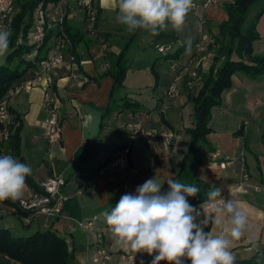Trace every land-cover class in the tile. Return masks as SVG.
I'll return each instance as SVG.
<instances>
[{
	"label": "crops",
	"instance_id": "crops-1",
	"mask_svg": "<svg viewBox=\"0 0 264 264\" xmlns=\"http://www.w3.org/2000/svg\"><path fill=\"white\" fill-rule=\"evenodd\" d=\"M74 1L61 0L56 7L64 10L68 23L79 27L84 34L83 41L75 50L79 56V73L74 74L67 65L55 69L47 98L40 86H30L32 74H27L20 84L23 90L6 102L12 111V119L18 117L15 125L19 126V153L23 163L31 166L30 178L38 186V191L39 183L49 177L65 179L66 183L60 190L62 212L57 217L35 213L28 222L21 221L15 207L3 200L0 201V229H7L12 236L52 229L65 238L75 264H151L156 253L150 256L143 251H125L115 246L104 213L115 207L123 194H135L137 186L155 176L158 182H164L161 192L169 191L166 181L176 176L189 149L190 137L185 130L194 126L193 105L188 99V92L193 88L186 87L187 72L195 66L202 75L207 73L213 64L212 40L204 42L201 51L195 49L197 43L192 44L190 50L178 57L183 61L180 68L183 95L179 93L176 95L180 97L174 95L156 102L152 92V101L148 104L141 101L135 91L119 89L113 93L114 80L106 74L109 70L106 55L119 54L123 40L128 36L116 20L118 9L115 0H96L100 15L97 26L92 29L85 23L84 12L81 17L75 15ZM232 1L218 0L214 7L201 8L209 35L217 32L212 24L227 21L224 5ZM51 6L49 3L46 8ZM261 7H264V1L252 13L253 18ZM53 12L48 10L49 18ZM250 22L245 20L242 30L245 31ZM48 24L49 32L53 26L50 21ZM255 30L259 37L252 42V54L264 57V13ZM53 32H49V40ZM152 42L150 45L154 48ZM171 47L173 52L177 50L174 44ZM45 51L41 49L40 53L44 55ZM233 57L239 60L236 55ZM187 80L193 79L189 77ZM198 88L194 87L197 91ZM45 98L60 112L62 138L53 146L47 144L44 120L48 109L43 104ZM125 100L133 103L134 108L122 106ZM220 102V106L211 108V132L205 136L204 142L196 144L188 166L202 185L221 189L222 197L236 201L248 216L252 231L233 242L235 264H261L259 262L264 260V188H261L264 185V153L248 143V127L257 111L264 114V77L252 81L242 73L232 75L231 84L222 91ZM124 112L131 115L133 128L170 130L174 132V138L167 144L158 137L149 142L139 138L130 147L126 167L107 173L102 170L106 151L123 146L129 136L127 129H122L125 122L119 119ZM231 112L233 115L226 116ZM224 117H232L229 123L232 126L241 120V126L236 130L215 128L213 120L224 121ZM259 119H264V116ZM260 139L264 141V134ZM32 191L26 183L21 197L28 199ZM200 205L194 206L201 212L197 222L204 218ZM204 211L214 215L206 205ZM88 222H93L90 229L80 226ZM227 227V222L222 226L211 224L210 231H222ZM253 237L255 247L250 242ZM99 251H103L108 259H103ZM185 264H190V261Z\"/></svg>",
	"mask_w": 264,
	"mask_h": 264
},
{
	"label": "trees",
	"instance_id": "trees-1",
	"mask_svg": "<svg viewBox=\"0 0 264 264\" xmlns=\"http://www.w3.org/2000/svg\"><path fill=\"white\" fill-rule=\"evenodd\" d=\"M61 0H14L11 13L6 22L7 29L11 30L9 49L4 56L3 63L0 64V103L9 100L7 93L11 87L18 86L22 83L25 75L32 74L37 70V63L44 58L50 46H46L45 42L49 40L50 31L54 30L53 36L57 35V29L53 28L48 32L46 30L45 40L39 43L33 39V19L37 9L48 12L54 9ZM264 0H233L231 4L224 5L227 21L219 24H212L217 32L212 36V45L214 49L213 64L209 67L206 74L201 75L199 80V90L194 97H189L190 103L193 104L194 126L186 129L185 132L190 137L189 149L184 155L185 160L180 169L176 173L174 179L182 183L195 184L200 191L195 196L187 197L188 202L194 207L203 204L207 200V192L212 189L202 185L199 179L191 173L188 166L189 157L193 155L196 144L205 141V136L211 132L209 124L211 108L220 106V96L222 91L229 88L231 77L236 73H242L249 80L257 81L264 77V57L252 54V42L258 39L255 30L256 23L264 13V7L255 14L256 16L248 24V27L242 30V26L246 20L248 8ZM52 6L47 9L48 4ZM93 8H95V17L91 25L85 14V23L89 27L95 28L98 24L100 8L93 0ZM85 13V12H84ZM62 31L69 39V44L64 48V64L67 65L73 73L78 74L79 56L76 53L78 44L83 41L84 34L78 27L68 23L66 15L62 20ZM122 29L129 35V38L123 40L121 51L114 55L108 53L106 61L109 64V74L114 85L112 92L122 87L123 77L125 73V65L123 57L130 45L135 41L138 32H148L147 30L137 29L129 32L126 26L122 25ZM149 33V32H148ZM51 39H53L51 37ZM34 40V43L32 42ZM176 35L169 26L168 30L161 31L153 38L152 46H165L169 49L161 54V58L177 59L187 47H178L176 51H172L171 45L175 44ZM45 48V54H41L40 50ZM35 53V54H34ZM34 54L31 58L30 56ZM236 55L239 60H233L232 56ZM219 63L218 67L216 64ZM125 108H134L133 103L123 102ZM9 109V108H8ZM12 112V111H11ZM18 117L12 119L9 140L0 144V155L11 154L20 162L23 159L19 153L20 139ZM26 183H29L35 192L38 186L32 183L30 176L26 177ZM163 193V192H161ZM6 203L9 201L4 200ZM18 217L22 220L28 218L29 213L15 209ZM111 209L108 210L110 212ZM211 223L206 227V231H210ZM0 264H75L73 254L68 250L65 238L60 236L52 229H44V231H36L30 235L12 236L5 229H0Z\"/></svg>",
	"mask_w": 264,
	"mask_h": 264
},
{
	"label": "clouds",
	"instance_id": "clouds-1",
	"mask_svg": "<svg viewBox=\"0 0 264 264\" xmlns=\"http://www.w3.org/2000/svg\"><path fill=\"white\" fill-rule=\"evenodd\" d=\"M116 20L127 31L147 30L151 35L161 31L181 30L185 18L194 7L193 0H115ZM10 29H0V56L9 49ZM30 165L11 154L0 155V201L18 200L26 187ZM169 191L161 193L163 183L156 176L137 186L135 194H123L110 212H105L115 246L127 251L146 252L153 256L151 264H235L233 242L252 231L248 216L239 204L221 195V189L207 192L201 212L187 200L200 189L195 184L174 178L167 181ZM211 204L214 215L204 209ZM228 227L222 231H206L211 223ZM250 242L255 247L254 237Z\"/></svg>",
	"mask_w": 264,
	"mask_h": 264
},
{
	"label": "built area",
	"instance_id": "built-area-1",
	"mask_svg": "<svg viewBox=\"0 0 264 264\" xmlns=\"http://www.w3.org/2000/svg\"><path fill=\"white\" fill-rule=\"evenodd\" d=\"M81 6L84 8V12L88 18V21L92 25L95 17V8H93L92 3L93 0H77ZM218 0H193L194 7L190 10L196 12L201 8H211L217 5ZM14 0H0V29H7L6 22L10 15V11L12 9ZM53 15L49 18L48 14L44 10L37 9L34 19H33V39L39 43H43L45 40L46 30L48 29V23L53 26V28L57 29V35L53 36L52 41L50 43V47L47 50V54L44 58L40 59L37 63V70L33 73L29 84L30 86H40L44 90V94L47 98V92L53 85V76L52 73L55 69L60 68L64 64V48L69 44L68 37L63 34L62 31V20L65 16V12L59 7H55L52 9ZM203 22V19H202ZM214 32L209 34H203L201 42L195 44V49L197 51L203 50V44L207 40H212V36ZM158 49L159 53H164L169 48L165 46H155ZM75 74V73H74ZM196 79V82L199 83V77L196 78L194 73L192 74V79ZM193 81H188L186 83V87L188 89H192ZM23 90L21 85L11 87L7 93V96L12 97L19 94ZM167 97H172L176 95V90L174 87H170L166 91ZM44 100V106L48 109V116L44 120V124L46 125V138L48 146H53L54 144H58L61 141V118L60 112L57 107L52 104L48 99ZM12 126V113L9 111L7 103H0V140L3 143H6L9 139L10 129ZM127 140L124 145L119 148H112L105 153V161L102 170L111 173L117 169H123L127 165V158L129 152L131 150V146L133 143L142 138L143 140L149 142L153 137H158L160 141L164 144H167L174 138V132L170 130L167 131H159L155 127H150L147 129H143L141 127H135L130 131ZM151 150V148H149ZM4 155V154H2ZM65 179L61 177H49L44 181L39 183V192H35L34 190L31 193V196L28 199L20 197L18 200L8 199L7 201L15 207V209L24 211L29 213L28 218L24 220L28 222L29 217L32 214L39 213L47 216L57 217V215L62 212V202L63 196L60 194L61 188L65 185ZM206 207L211 210V204H206ZM93 225V222H88L83 224V229H90ZM99 255L102 256L103 259H108V256L103 252L99 251Z\"/></svg>",
	"mask_w": 264,
	"mask_h": 264
},
{
	"label": "rangeland",
	"instance_id": "rangeland-1",
	"mask_svg": "<svg viewBox=\"0 0 264 264\" xmlns=\"http://www.w3.org/2000/svg\"><path fill=\"white\" fill-rule=\"evenodd\" d=\"M74 2V13L76 16L81 17L82 13L84 12V8L77 2V0H75ZM258 5L259 3L254 4L248 9L246 20H248L249 22L251 19H253L252 13L254 11H257ZM203 14L204 11L202 9H198L196 12L190 11L185 18L182 29L179 31L172 29L173 33H175L176 35V42L174 44L175 49L184 46L187 47V50H190V45L201 42L203 34H209V32L206 30V24L202 22V19L204 17ZM107 18L109 20V15L107 16ZM126 38H129V35L125 37V39ZM153 38L154 36L151 35L150 32H138L136 34L135 41L130 45L123 57V63L126 69L123 77L122 87L119 88L122 90H131L138 92V98L148 104L152 101V92L153 98L156 102H159L160 99L166 100L168 98L166 95V91L170 87H174V89L176 90V94L180 93V96H182L184 92V90L182 89L183 80L182 76L180 75V68L183 65V61H181L179 58L162 59L160 57L161 54L159 53L158 49L152 48L150 45L151 41H153ZM51 41L52 39L47 40L45 42V45L50 46ZM44 50L45 48L42 49L43 52ZM187 50L184 52H187ZM232 59L235 60L233 56ZM3 61L4 56H0V64L3 63ZM190 65L193 66V64ZM171 67L174 69L171 70ZM190 72H187V78L191 77L192 79L193 73L196 78L202 75L201 70H196L195 66L190 69ZM187 78L185 80V83L188 82ZM191 81L194 82V87H199V83L196 82L195 78ZM194 87L190 92H188V99L189 97H194V95L197 93V90L194 89ZM179 95H176V97H178ZM259 112L260 110L254 114L255 116L253 118V122L248 127V143L250 144V146H252V148L260 149V151L264 153V141H260V135L264 134V119H259L261 116H264V114H261ZM233 113L234 112H231L226 116L229 117L230 115H233ZM185 116H187L186 113ZM119 119L125 122L122 126V129L126 128L128 132L132 131L133 125L131 123V115L129 114V112L120 114ZM231 120L232 117L227 119H225L224 117V121L213 120V122L215 124V128L217 129H224L227 127H229L231 130L239 129V127L241 126L239 125L241 120L236 126L229 125ZM261 188H264V185H261ZM17 224H19L21 227V224L19 222H17ZM259 263L264 264V260Z\"/></svg>",
	"mask_w": 264,
	"mask_h": 264
}]
</instances>
